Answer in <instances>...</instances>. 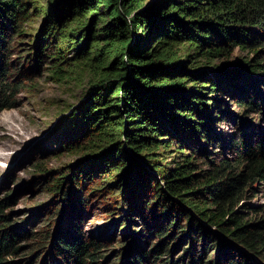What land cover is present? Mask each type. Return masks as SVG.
Here are the masks:
<instances>
[{"label": "trees", "instance_id": "16d2710c", "mask_svg": "<svg viewBox=\"0 0 264 264\" xmlns=\"http://www.w3.org/2000/svg\"><path fill=\"white\" fill-rule=\"evenodd\" d=\"M144 2L57 0L52 10H41L37 0H0L2 82L9 78L13 48L39 16L35 66L43 68L49 59L55 81L75 75L92 82L81 110L63 124L77 129L66 133V143L83 158L44 191L54 197L52 206L61 202L47 227L28 231L27 221L18 225L4 213L11 200H0V264H13L8 257L20 253V239L32 242L25 247L30 261L43 256V264L98 262L105 246L94 235L86 237L81 222L92 205L90 195L106 193L120 198L126 214L121 225L130 222L123 264H257L254 256L264 262V218L237 210L246 189L264 188V129L255 125L249 133L229 136V149L239 158L210 161L209 170L195 167L197 153L175 165L166 155L175 146V154L184 156L182 146L192 139L217 142L224 152L226 141L213 139L206 121L219 113L228 122L223 97L237 98L245 116L249 110L263 115L264 90L257 83L264 81L254 76L264 74V0H159L148 7ZM236 48L253 56L236 66L242 69L206 70ZM246 77L249 84L255 79L253 96L238 91ZM6 93L0 91V113L13 109ZM216 94L220 99H210ZM42 166L36 164L35 172ZM101 178L107 188H87ZM49 206L44 208L51 212ZM60 214L62 230H53L50 224ZM177 251L182 253L175 257Z\"/></svg>", "mask_w": 264, "mask_h": 264}, {"label": "rangeland", "instance_id": "374dc122", "mask_svg": "<svg viewBox=\"0 0 264 264\" xmlns=\"http://www.w3.org/2000/svg\"><path fill=\"white\" fill-rule=\"evenodd\" d=\"M55 1L57 0H37L41 10L44 8L52 10ZM158 1L145 0L143 4L148 7ZM42 25V16L32 21L30 24L31 28H27V36L22 38L19 45L15 44L16 46L11 52L10 60L12 65L9 67V78L3 82L0 80V91L3 90L5 93L8 92L10 94L9 97L8 93H6L9 97L8 103L13 106V109L0 113V200H4L7 197L8 200H11L9 207H6L4 213L11 214L18 225L27 221L28 223L25 227L28 228V231H31L29 229L34 225H37V230L47 227V217L55 212L61 202L56 196L55 200H58V203L52 206L51 202L54 197L44 191L47 188H52V184L56 183V179L66 172V167L69 165L75 166L82 161V155L79 152L75 153L70 148L72 145L66 143L68 140L66 138H69L66 133L76 132L77 129L66 128L63 124L73 110L75 112L81 110L82 102L86 99L84 97L92 85L88 77L86 79H76L75 75L64 83L55 81L51 78L52 71L48 70L50 65L46 64L49 59L43 60V68L35 66L33 55L38 54L39 51L35 41L37 42ZM81 44L83 45V42ZM49 54H46V57H49ZM73 55L74 53L70 52L68 58H72ZM252 57L248 50L236 48L230 57L216 59L213 65L205 68L208 71L222 70L226 65H235L230 67L235 68L236 66H241L242 63ZM254 78H260V80L264 81V74L261 73L256 77L254 76ZM247 79V77L242 78L243 83H247L246 81H249ZM254 80H251L252 82L250 81V84L247 83V85L240 83L237 87L238 91L243 92L245 96L247 94L248 97L253 96L254 89H252V86L256 83ZM21 82L22 85L16 91L8 90V88H15V85L18 86ZM257 84H259L257 85L258 88L264 90V82ZM260 93H258V97ZM1 97H4L2 93ZM212 98L220 99L218 94L212 95L210 99ZM220 101L225 103V111L230 114L228 122H222L223 120L219 117V113L206 118V121L212 138L226 141L224 143L226 145L224 152L222 146L218 145L217 142L200 143L192 139V144V141H188L187 145L182 146V149L187 151L184 156L175 154V146L166 154L168 160H172V164L180 163L185 156L190 157L192 154L197 153L195 156L197 157L194 163L195 167L198 168V171L209 170L211 169V165L208 164L210 161H221L222 158L234 160L239 158L235 149L234 151L229 149L232 143L231 138H228L229 136L235 137L240 136L241 133H249L251 127L255 125L261 126V131H263L264 111H262L263 115H260L254 114L252 110H249V114L245 116L243 115L245 108L237 105L236 102L239 101L237 98L223 97ZM241 122L246 125L250 124V127H248L249 125H242ZM60 135L65 136L64 139L60 140L58 138ZM79 143H81L80 139ZM83 144L81 143L80 146ZM177 144L180 145L179 143ZM195 147H198L201 152L197 151ZM161 163L164 164V162H159V164ZM36 164L43 165L42 171L45 172L44 169H46L48 173L45 175L42 171L35 172ZM94 184H96L94 187L90 185L87 188H101V186L107 188L104 178L94 182ZM254 189L255 191L245 190L237 210L247 215H254L257 219L264 218V188L255 186ZM86 192L88 194L89 189ZM110 197L108 193L102 194L100 197L90 195L89 200L92 205L87 208L86 213H84V219L81 222V227L86 237L92 239L91 236L94 235L105 246L102 258L98 262H91L90 264H123L125 262H122L124 252L121 248L123 246L126 248L128 243L129 248L131 245L129 239L131 229L128 228L130 222H127L126 226H122L123 222H120L126 215L119 206L120 198ZM49 204L51 212L45 210ZM118 207H120L119 210H116ZM38 212L40 215L37 214ZM112 213L114 215H111ZM64 216V214L62 216L60 214L55 221L51 222L50 225L53 230L56 228L62 230L59 227ZM134 219H136L135 226L139 227L142 220L138 217ZM33 220L36 221L33 223ZM133 242L137 247H142L137 244L139 240L134 239ZM31 244L32 242L30 241L18 240L17 245L21 246L22 249L18 255L8 257V260L12 261L13 264H43V256L39 257L37 261L28 259L31 255L25 252V247ZM182 248H184L183 245L180 246V249ZM181 253L179 251L175 252V257ZM254 258L257 264H264L256 256ZM49 263L50 260L46 262V264Z\"/></svg>", "mask_w": 264, "mask_h": 264}, {"label": "water", "instance_id": "95a60500", "mask_svg": "<svg viewBox=\"0 0 264 264\" xmlns=\"http://www.w3.org/2000/svg\"><path fill=\"white\" fill-rule=\"evenodd\" d=\"M236 68H238V67H236ZM238 69H242V68H238Z\"/></svg>", "mask_w": 264, "mask_h": 264}, {"label": "bare ground", "instance_id": "6f19581e", "mask_svg": "<svg viewBox=\"0 0 264 264\" xmlns=\"http://www.w3.org/2000/svg\"><path fill=\"white\" fill-rule=\"evenodd\" d=\"M232 66H235V65H232Z\"/></svg>", "mask_w": 264, "mask_h": 264}]
</instances>
